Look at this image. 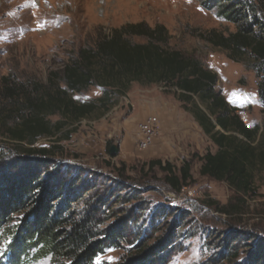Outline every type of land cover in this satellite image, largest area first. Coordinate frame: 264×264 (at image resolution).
Masks as SVG:
<instances>
[{
    "label": "rangeland",
    "instance_id": "rangeland-1",
    "mask_svg": "<svg viewBox=\"0 0 264 264\" xmlns=\"http://www.w3.org/2000/svg\"><path fill=\"white\" fill-rule=\"evenodd\" d=\"M203 2L0 0V111L11 104L4 85L27 91L33 83L46 84L51 71L60 70L100 34L143 21L164 25L168 46L199 58L216 73V89L241 119L249 126L260 123L264 115L253 71L202 39L208 30L227 33L235 27ZM171 90L133 82L111 109L82 119L70 139H38L33 145L37 148L59 146L45 158L20 154L0 135V174L17 178L24 167L47 163L54 166L48 172L57 167L67 172V183L80 175L73 187L79 195L73 210L82 216L95 214L99 230L121 232L116 246L106 248L96 264H121L142 250L158 252L162 264H247L253 243L264 240V172L255 175V195L242 197V202L226 182L201 175L199 157L216 146ZM99 95L100 88L91 86L74 98L85 101ZM112 146L115 155L109 153ZM153 159L169 162L176 175L189 162L191 178L175 190L166 182V171L148 165ZM230 201L239 202L240 210L221 213L218 208ZM24 214L8 217L4 228L18 224ZM4 228L0 264H13ZM20 264L51 262L34 256Z\"/></svg>",
    "mask_w": 264,
    "mask_h": 264
},
{
    "label": "trees",
    "instance_id": "trees-1",
    "mask_svg": "<svg viewBox=\"0 0 264 264\" xmlns=\"http://www.w3.org/2000/svg\"><path fill=\"white\" fill-rule=\"evenodd\" d=\"M203 4L214 8L216 15L235 29L227 33L208 30L202 39L253 71L264 115V0H204ZM168 40L162 24L125 23L79 48L60 70L49 73L46 84L33 83L27 91L4 85L5 99L11 104L0 111L1 137L20 154L45 158L59 146L37 148L33 145L38 139H70L82 119L111 109L133 82L163 84L173 89L181 107L216 146L215 151L199 157L200 174L226 182L239 202L244 201L242 197L254 196L255 175L264 172V116L260 123L247 125L238 109L216 89V73L199 58L171 49ZM91 86L100 88L97 98H74ZM55 115L58 118L51 120ZM148 165L166 171V182L175 190L191 178L189 162L183 163L177 175L169 162L153 159ZM52 167L34 163L24 167L17 178L0 174V229L9 222L8 217L25 212L18 224L4 228L10 239L11 261L20 264L34 256H46L51 264H96L106 248L116 246L121 232L99 230L93 213L78 215L72 208L79 197L73 187L81 176L67 183L69 174L60 171L61 167L48 172ZM238 203L230 201L218 210L234 214L240 210ZM142 252L121 264L165 261L154 250ZM247 264H264L262 238L253 243Z\"/></svg>",
    "mask_w": 264,
    "mask_h": 264
},
{
    "label": "water",
    "instance_id": "water-1",
    "mask_svg": "<svg viewBox=\"0 0 264 264\" xmlns=\"http://www.w3.org/2000/svg\"><path fill=\"white\" fill-rule=\"evenodd\" d=\"M109 153H110L111 155H115V154L117 153V148H116V146H112V147L110 148V150H109Z\"/></svg>",
    "mask_w": 264,
    "mask_h": 264
}]
</instances>
